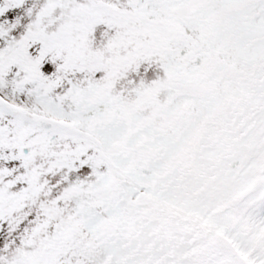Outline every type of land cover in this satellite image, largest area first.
I'll use <instances>...</instances> for the list:
<instances>
[{"label":"snow or ice","instance_id":"1","mask_svg":"<svg viewBox=\"0 0 264 264\" xmlns=\"http://www.w3.org/2000/svg\"><path fill=\"white\" fill-rule=\"evenodd\" d=\"M260 58L264 0H0V264H85L188 90Z\"/></svg>","mask_w":264,"mask_h":264},{"label":"rangeland","instance_id":"2","mask_svg":"<svg viewBox=\"0 0 264 264\" xmlns=\"http://www.w3.org/2000/svg\"><path fill=\"white\" fill-rule=\"evenodd\" d=\"M226 66L234 69L237 67L236 70H242L244 73H236V77H232L233 73H230L229 70L225 72L219 68L213 69L211 79L188 90L191 98L164 122L162 132L168 137L169 142L162 151H158L162 154L154 153V158L158 161L157 166L148 173L149 178L138 187L144 193L160 200L152 207V214L150 208L126 209L131 214L123 212L115 219L108 234L107 243L104 246L90 248L85 264H106L108 258L104 256L100 258L98 251H107L115 257H120L125 253V250H129L127 245L130 237L132 238L131 231L135 229L137 232L133 233L134 238H139V234L142 232L138 240L139 246L135 250L143 249L144 254L138 259L131 254L130 261L142 259L154 261L156 259L158 264L172 263V260L165 257V252L175 248L171 254L183 255L182 249L186 248L178 245L168 246L167 241L163 242L162 239L163 237L167 240L179 239L180 235L167 229L162 230L166 234L162 235V232L153 228L152 224L160 222L163 215V220L167 215H173L172 211L166 212L165 209L174 210L176 204L184 206L183 209L188 213L203 214V217L206 215L209 218L210 226L217 229L216 233L222 231L217 236L220 249L227 247L228 250H231L229 244L227 245L228 238H230L238 245V249L240 248V252H238L243 255L244 263L264 264L263 192L247 196L239 210H232L230 205V199L244 191L246 186L259 189L264 185V183L259 184L260 177L257 176L261 166L264 165V58L256 61H240ZM241 86L249 87L247 90H243L240 88ZM220 91L222 92L221 96L218 94ZM226 103L227 106H224ZM249 114H253L251 119ZM243 119L247 123L250 119L247 128H251L245 141L233 137L241 136L245 132L246 128L237 127L240 120ZM231 122H233V126ZM203 152L206 154L215 152L218 157L212 158L214 165L209 166L204 163L207 157ZM224 152H226L225 156L221 157ZM256 155L260 156L250 160V157ZM229 160L231 161V175H221V180L209 184L210 188L223 193L217 194L218 196L213 198V190L204 185V175L197 176V172L218 176L226 172L221 165L227 163L230 166ZM249 160L251 164H254L252 168L249 165ZM179 162L181 163L179 164ZM182 162L186 164L184 170L181 168ZM189 165L193 166L192 171ZM240 166H244L245 171H249L251 174L248 172L245 177L241 176ZM237 170L240 172V176L236 178L235 182L233 176ZM193 176H196L195 179ZM182 177L185 179L180 180L179 183H186L182 190L183 185L180 186L178 183L175 186L169 182L170 178L172 183H175ZM251 179L252 182L249 184ZM223 183H226L227 187ZM192 185L194 186L192 187ZM203 198L206 199L202 200ZM165 200H169L170 204ZM227 200L228 207L224 206L222 214L216 216L218 210L211 209L212 204L219 201L220 203L227 202ZM131 202L136 206V200H131ZM122 211L123 208L120 212ZM157 212L163 215L158 213L153 216ZM184 224L185 222L182 221L181 229L187 233L196 235L199 232L197 228L195 230L184 228ZM116 225L126 232V237H123L126 242L119 236ZM200 227L202 225L198 226V228ZM204 234L205 232L201 231L195 237L204 242ZM74 238L78 241L84 239L78 234ZM210 241L211 239L205 236V246L208 247L207 243H212ZM250 246L251 249H249ZM125 259L127 256L122 257V260Z\"/></svg>","mask_w":264,"mask_h":264},{"label":"trees","instance_id":"3","mask_svg":"<svg viewBox=\"0 0 264 264\" xmlns=\"http://www.w3.org/2000/svg\"><path fill=\"white\" fill-rule=\"evenodd\" d=\"M169 182L173 185L172 183V179L170 178L169 179ZM143 200L139 201L136 203V206L134 205V207H137V210H143L145 209V206H147V208H150V211L152 213V207L154 205H156V202H160V200L158 198H154V197H151V196H147V198H142ZM145 201V203H144ZM166 202H169V200H165ZM170 204V202H169ZM133 207V208H134ZM165 209V208H163ZM134 210V209H133ZM166 212L168 211H173L175 212V209L174 210H168V209H165ZM136 211V210H134ZM168 214V213H167ZM169 217V215H167ZM170 217H172V215H170ZM222 231H218L217 232V235H219ZM133 233H135V230L131 231V236L133 238ZM178 235H180V238L179 239H169L167 240L166 238V241H167V244H170L171 247H175L176 245L178 246H182L183 248H186L184 250H186L184 253H186L187 255L183 254L181 256L179 255H175L173 257V260L179 264H196V263H203V264H227L228 262V256L230 255L228 253V251H225V250H222L219 248L218 246V237H214V242L208 244V247L206 246L203 251L198 255L197 257L198 258H194L192 256V254L189 252L190 249H191V239H189V236L186 235V233H183L181 235V233L179 232ZM100 255L101 257L104 256V257H107L108 258V261L106 264H123L125 261L120 259L119 257H115L114 255L110 254L109 252L107 251H104V252H100ZM143 253L140 252L138 250V252H133V256H135L136 259H138L140 256H142ZM166 257V256H165ZM210 261V263L208 262ZM205 262V263H204ZM134 263H138V264H158L157 260L155 259L154 261H144L143 260H136L134 261ZM126 264V263H125Z\"/></svg>","mask_w":264,"mask_h":264}]
</instances>
